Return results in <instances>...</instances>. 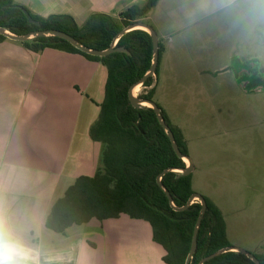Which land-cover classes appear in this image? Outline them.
Segmentation results:
<instances>
[{"label": "crops", "instance_id": "crops-1", "mask_svg": "<svg viewBox=\"0 0 264 264\" xmlns=\"http://www.w3.org/2000/svg\"><path fill=\"white\" fill-rule=\"evenodd\" d=\"M144 1L15 0L43 18L68 15L78 26L92 13L116 17ZM169 10V1L159 0L148 12L145 21L156 36L178 28L177 20L164 24L158 18ZM170 48L162 46L153 101L163 99L158 80L169 79ZM106 77L104 66L77 54L53 49L34 53L16 41L0 42V260L9 264H166L163 248L153 241L151 227L143 220L126 215L92 219L69 228L65 235L45 227L51 206L67 187L76 178L95 173L100 146L90 139L89 129L99 114ZM186 93L191 104L209 102L204 94L195 98ZM163 111L172 118V111L166 107ZM172 125L179 128L187 146L193 190V178L206 175L210 164L197 155L193 161L192 140L181 125ZM226 235L229 241L227 227Z\"/></svg>", "mask_w": 264, "mask_h": 264}, {"label": "trees", "instance_id": "trees-1", "mask_svg": "<svg viewBox=\"0 0 264 264\" xmlns=\"http://www.w3.org/2000/svg\"><path fill=\"white\" fill-rule=\"evenodd\" d=\"M158 1L145 0L126 8L116 17L92 13L78 26L68 15L43 18L15 0H0V28L15 36L57 30L85 47L106 50L127 26L135 23L147 25L145 19L148 12ZM23 10L28 12L34 23H29ZM6 40L8 38L0 34V42ZM18 43L34 53L53 49L77 54L88 61L100 63L107 72L99 114L89 129L90 139L100 146L95 173L91 177L80 176L67 187L51 206L45 227L65 235L69 228L87 224L92 219L103 221L126 215L150 225L153 241L165 252L162 258L164 263L184 264L201 206L194 201L185 210L175 211L159 187L158 178L161 176L160 183L168 191L172 205L181 208L194 193L191 173L182 175L179 172L186 164L173 151L154 111L149 107L133 108L127 95L150 68L152 42L149 34L141 29L123 34L116 47L124 48L128 54L114 52L104 57L85 54L57 37H35ZM160 54L158 41V61ZM156 76L157 67L154 75L142 85L149 90L138 98L154 102L152 85ZM157 107L180 153L189 157L181 131ZM165 170L167 172L161 175ZM203 198L206 211L198 228L196 249L189 264H254L244 254L227 250L233 246L227 239L222 214L215 204ZM222 249L226 250L202 262ZM253 255L259 264H264V254Z\"/></svg>", "mask_w": 264, "mask_h": 264}, {"label": "rangeland", "instance_id": "rangeland-1", "mask_svg": "<svg viewBox=\"0 0 264 264\" xmlns=\"http://www.w3.org/2000/svg\"><path fill=\"white\" fill-rule=\"evenodd\" d=\"M168 1L158 18L178 28L157 37L161 52L172 49V70L153 103L172 111L193 161L210 164L193 190L218 207L233 247L264 254V0ZM138 87L137 97L149 90ZM185 90L209 102L191 104Z\"/></svg>", "mask_w": 264, "mask_h": 264}, {"label": "water", "instance_id": "water-1", "mask_svg": "<svg viewBox=\"0 0 264 264\" xmlns=\"http://www.w3.org/2000/svg\"><path fill=\"white\" fill-rule=\"evenodd\" d=\"M23 14L26 16V18L29 21V23H34L33 19L30 17V15L28 14V12L26 10H23ZM135 29L144 30L151 37V42H152V60H151V65H150V68H149L148 72L142 77V79L140 81H138L136 84H134L129 89L128 94H127L128 95V100H129L131 106L133 108H135V109H139L141 107H149V108H151L154 111V113H155V115L157 117L159 125L162 127V129L167 134V137H168V139L170 141V144H171V147H172L173 151L175 152V154L179 158H182L184 161L185 160L187 161V166L184 169L179 170V172L182 175H188L193 170L192 162H191V160H190V158L188 156H183L180 153V151L178 149V146H177V144L175 142L174 136H173L171 130L169 129V127L164 122V120H163V118H162V116L160 114L159 108L153 102L147 101V100H144V99H140L137 96L133 95L134 88H136L139 85L142 86L143 83L150 76H153L154 73H155L156 67H157V62H158V40H157L156 33L153 31V29L151 27H149L147 25H144V24H138V23L131 24V25L127 26L126 28H124L119 33V35L113 40V42L110 45V47L108 49H106V50H95V49H90L88 47H85V46L81 45L80 43H78L74 38H72L68 34L60 32V31H57V30L38 31V32H33V33H30V34L23 35V36H15V35L7 32V31H5L4 29L0 28V34L4 35L9 40L16 41V42H25V41L30 40V39L35 38V37H57V38L65 40L71 46H73L75 49H77V50H79V51H81V52H83L85 54H88V55L94 56V57H104V56L109 55V54L114 53V52H122V53L128 54V52L124 48H117L116 47V43H117V41H118L120 36H122L123 34L129 32L131 30H135ZM144 104H146L148 106H145ZM166 172H167V170H165L161 175H163ZM160 177L158 178V185L163 190V192L166 195L169 203L171 204L172 208L175 211L185 210L195 200H198V202L200 203L201 208H200L199 216L197 218L196 225H195V228H194L190 249H189V252H188V254L186 256V259H185V262H184V264H189L193 254L195 252V249H196V235H197V232H198V228L200 226L201 219H202V217H203V215H204V213L206 211V203H205L204 198L201 195H199L197 193H193L190 196V198L187 201V203L185 204V206H183L181 208H175L172 205V200H171V197H170L168 191L160 183ZM225 250L226 249H222V250H219V251L215 252L211 256L203 259L202 262H204V261H206V260H208V259H210V258H212L214 256H217V255L223 253ZM227 250L228 251H232V252L242 253L248 259H250L254 264H259L257 258L254 255H252V254H250V253H248V252H246V251H244L242 249H238V248H235V247H230Z\"/></svg>", "mask_w": 264, "mask_h": 264}, {"label": "bare ground", "instance_id": "bare-ground-1", "mask_svg": "<svg viewBox=\"0 0 264 264\" xmlns=\"http://www.w3.org/2000/svg\"><path fill=\"white\" fill-rule=\"evenodd\" d=\"M138 88H139L138 86H137L136 88H134V90H133V95H134V96L136 95L135 92L138 91ZM144 105H145V106H148V105H146V104H144Z\"/></svg>", "mask_w": 264, "mask_h": 264}, {"label": "clouds", "instance_id": "clouds-1", "mask_svg": "<svg viewBox=\"0 0 264 264\" xmlns=\"http://www.w3.org/2000/svg\"><path fill=\"white\" fill-rule=\"evenodd\" d=\"M0 264H9V262L4 261V260H0Z\"/></svg>", "mask_w": 264, "mask_h": 264}]
</instances>
